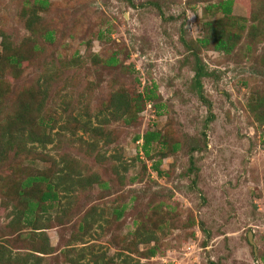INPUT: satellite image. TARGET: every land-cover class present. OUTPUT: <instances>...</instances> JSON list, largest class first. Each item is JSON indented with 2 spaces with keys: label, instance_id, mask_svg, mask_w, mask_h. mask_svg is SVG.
I'll return each mask as SVG.
<instances>
[{
  "label": "rangeland",
  "instance_id": "1",
  "mask_svg": "<svg viewBox=\"0 0 264 264\" xmlns=\"http://www.w3.org/2000/svg\"><path fill=\"white\" fill-rule=\"evenodd\" d=\"M215 1L0 0V123L53 117L0 128V264H264V0Z\"/></svg>",
  "mask_w": 264,
  "mask_h": 264
},
{
  "label": "trees",
  "instance_id": "2",
  "mask_svg": "<svg viewBox=\"0 0 264 264\" xmlns=\"http://www.w3.org/2000/svg\"><path fill=\"white\" fill-rule=\"evenodd\" d=\"M40 3L43 5L44 1H40ZM213 7L214 12H218L220 14H222L225 17L230 16L231 13V0H217L211 4L208 5V8ZM49 36H51V32L48 31L45 34L46 38H49ZM208 40V38H203L201 40V43H206ZM214 48L216 49H220V48H226L228 49V47H224V43L221 40H218V38L216 39V42L214 44ZM5 60L7 61V63L9 65H17L21 62V60H23L25 57L21 54L20 51L18 50H14L13 52H10L8 54H5ZM108 63H112L115 62V58L114 57H110L107 61ZM204 72L202 71L201 68L195 69L194 72V77L195 80L198 79L199 76H201ZM140 96H142V98L146 101H150L153 96L154 93L153 91H151V89H146L144 90V93L141 95L140 93L137 94V96L135 97V99L139 98ZM116 100V108L120 107V106H124V108H127V105L130 104V101H132L133 99H128V98H124L123 94L120 95H116L115 97ZM134 101V100H133ZM35 98H31V95H29V100L28 99H21L17 106H16V110L14 112V114H12V116L8 119L7 122L5 123H0V128L3 127V124H7L9 123V126L12 128V131L14 130V139H18L20 138L21 140L23 139L22 137V132L24 133L25 131L30 130V127H32V125L34 124V122H36L39 125L42 126H49V124H51L53 121V117H47L46 119L38 117H35V114L32 115L33 113V108H35ZM33 106V107H32ZM36 118V120H35ZM19 127H22L20 130H18ZM22 131V132H21ZM27 135V134H26ZM158 136V132H146L143 135V144H142V148L145 152V154H147V150L146 147L149 145V141L150 139H154L155 137ZM32 137V136H31ZM38 135H36V137H32V138H37ZM10 139V138H9ZM9 139L7 140V144H9ZM70 184H72V179H69ZM43 183L45 182V189L38 191L37 193L35 192L34 188H32L33 192L35 194H37V201L34 199H27V198H22L23 200V205L24 207L22 209L16 208L15 209V217L17 219H19V221L25 223V224H32L31 222V216L33 214L36 213L37 209L39 208H44V205L42 206V203H45V205L50 206L53 202H56L57 199V192L55 190H53L51 183H49L46 179L45 176L43 175H30L28 177H26L24 179V181L20 182V191L18 193L21 192V190L23 189V187H27L30 184H34V183ZM31 185V186H32ZM55 186V185H54ZM69 189H67L66 191L68 192ZM25 191H22L20 193V195H23V193H25ZM41 203V204H40ZM114 214L116 217H118L119 215H121V208H116L113 210ZM136 222V221H135ZM137 225V222H136ZM153 248L149 249V252L152 253L153 252Z\"/></svg>",
  "mask_w": 264,
  "mask_h": 264
},
{
  "label": "water",
  "instance_id": "3",
  "mask_svg": "<svg viewBox=\"0 0 264 264\" xmlns=\"http://www.w3.org/2000/svg\"><path fill=\"white\" fill-rule=\"evenodd\" d=\"M248 238L250 239V235L248 234Z\"/></svg>",
  "mask_w": 264,
  "mask_h": 264
}]
</instances>
